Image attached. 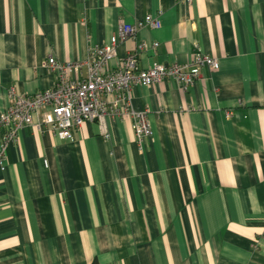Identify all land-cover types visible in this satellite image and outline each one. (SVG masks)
I'll use <instances>...</instances> for the list:
<instances>
[{
	"label": "crops",
	"instance_id": "0c3cea01",
	"mask_svg": "<svg viewBox=\"0 0 264 264\" xmlns=\"http://www.w3.org/2000/svg\"><path fill=\"white\" fill-rule=\"evenodd\" d=\"M159 15L121 41H140L139 67L198 68L183 92L169 78L132 91L148 110L143 148L132 118L107 116L72 139L26 126L0 169V264H264V0H0V113L9 88L50 87L54 55L84 61L121 21ZM46 161V164L45 162Z\"/></svg>",
	"mask_w": 264,
	"mask_h": 264
},
{
	"label": "built area",
	"instance_id": "2783aa9c",
	"mask_svg": "<svg viewBox=\"0 0 264 264\" xmlns=\"http://www.w3.org/2000/svg\"><path fill=\"white\" fill-rule=\"evenodd\" d=\"M159 15L146 14L132 22L121 21L116 34L106 43L89 47L84 61L61 62L50 55L44 66L55 73L54 83L31 94H20L9 88V105L0 113V169L6 165V146L16 141L19 130L26 126L50 131L60 139H72L73 128L87 120H97L104 137H108L105 118L122 116L132 118V129L139 148H143L151 135L147 119L148 110H136L132 106V91L135 85L149 86L165 78L179 84L183 92L194 84L198 72L189 69H218V59L196 49L188 63H155L139 67L138 53L156 49L158 42L137 43L133 51L121 58L118 66H110L117 56V46L129 37H135L144 28H159ZM46 164V161H44Z\"/></svg>",
	"mask_w": 264,
	"mask_h": 264
}]
</instances>
